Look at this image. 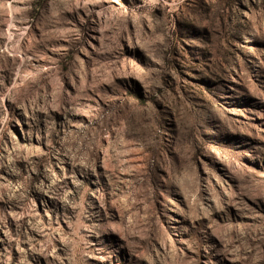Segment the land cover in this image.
Returning <instances> with one entry per match:
<instances>
[{
    "label": "rangeland",
    "instance_id": "obj_1",
    "mask_svg": "<svg viewBox=\"0 0 264 264\" xmlns=\"http://www.w3.org/2000/svg\"><path fill=\"white\" fill-rule=\"evenodd\" d=\"M0 264H264V0H0Z\"/></svg>",
    "mask_w": 264,
    "mask_h": 264
}]
</instances>
